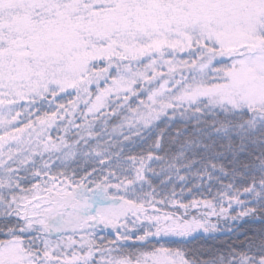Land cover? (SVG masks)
Instances as JSON below:
<instances>
[{"label":"snow or ice","instance_id":"snow-or-ice-1","mask_svg":"<svg viewBox=\"0 0 264 264\" xmlns=\"http://www.w3.org/2000/svg\"><path fill=\"white\" fill-rule=\"evenodd\" d=\"M0 237V264H264V0H0Z\"/></svg>","mask_w":264,"mask_h":264},{"label":"trees","instance_id":"trees-1","mask_svg":"<svg viewBox=\"0 0 264 264\" xmlns=\"http://www.w3.org/2000/svg\"><path fill=\"white\" fill-rule=\"evenodd\" d=\"M47 105H44V108L46 109ZM43 110V109H42ZM53 136L58 135V133H56L55 131H53L52 133ZM82 174V173H81ZM34 182V181H33ZM179 184V182H177ZM225 183H227V181H225ZM27 186V185H25ZM188 187H192V184H188ZM176 192L179 194L180 193V186H178L176 188ZM213 192H215V189H213ZM202 193H206V189L205 188H201L199 190L193 188V193L189 194L188 192H185L183 194V196L181 197V199H183L185 202L192 200L193 198H201L203 199L204 196L202 195ZM157 199H160V197L158 196ZM158 207L160 205H157ZM225 206H227V204L225 203ZM166 210H170V209H166ZM215 221V218H213ZM222 228L227 229L228 225L227 224H222L221 225ZM238 229L240 230H247L249 228H257L259 227L258 225H251V224H241L237 226ZM236 236V232H232V233H228L226 230L223 232H219L215 234V240H209L207 239L203 233H200L199 236H197L194 240H192L190 242V244L188 245L189 247H193V246H200V245H204L205 247L208 246H215L216 244H218L220 241L223 240H231L234 239ZM2 238V237H0Z\"/></svg>","mask_w":264,"mask_h":264}]
</instances>
